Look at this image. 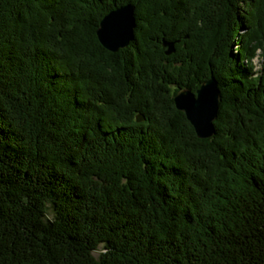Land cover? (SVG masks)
<instances>
[{
    "label": "trees",
    "instance_id": "1",
    "mask_svg": "<svg viewBox=\"0 0 264 264\" xmlns=\"http://www.w3.org/2000/svg\"><path fill=\"white\" fill-rule=\"evenodd\" d=\"M0 264H264V0H0Z\"/></svg>",
    "mask_w": 264,
    "mask_h": 264
},
{
    "label": "water",
    "instance_id": "2",
    "mask_svg": "<svg viewBox=\"0 0 264 264\" xmlns=\"http://www.w3.org/2000/svg\"><path fill=\"white\" fill-rule=\"evenodd\" d=\"M135 25V5L126 3L103 16L97 34L105 47L116 51L129 45L134 37ZM166 44L167 53L175 50L174 41ZM174 100L177 108L186 113L199 137L207 138L215 134L214 121L218 115L221 93L214 75L204 80L196 92L189 87L182 88L175 94ZM137 119L143 120L144 115L138 114Z\"/></svg>",
    "mask_w": 264,
    "mask_h": 264
},
{
    "label": "rangeland",
    "instance_id": "3",
    "mask_svg": "<svg viewBox=\"0 0 264 264\" xmlns=\"http://www.w3.org/2000/svg\"><path fill=\"white\" fill-rule=\"evenodd\" d=\"M236 48H237V45H234V48H233L234 52L236 51ZM253 64H254V68L257 69L261 64V58H259L258 56L254 57L253 58ZM94 253L96 256H98L99 255V249L94 250Z\"/></svg>",
    "mask_w": 264,
    "mask_h": 264
}]
</instances>
